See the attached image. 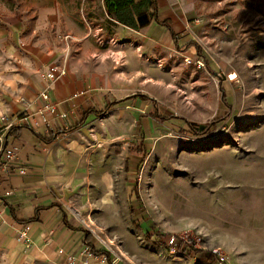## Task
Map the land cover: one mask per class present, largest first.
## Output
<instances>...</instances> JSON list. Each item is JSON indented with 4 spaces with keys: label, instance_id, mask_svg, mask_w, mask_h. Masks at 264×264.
I'll use <instances>...</instances> for the list:
<instances>
[{
    "label": "rangeland",
    "instance_id": "rangeland-1",
    "mask_svg": "<svg viewBox=\"0 0 264 264\" xmlns=\"http://www.w3.org/2000/svg\"><path fill=\"white\" fill-rule=\"evenodd\" d=\"M197 6L195 52L140 57L131 80L103 0H0V55L21 52V41L54 49L65 66L93 60L113 93L144 94L178 117L159 124L145 104L122 103L74 134L83 177L67 186L65 204L77 203L75 216L104 242V263L264 264V0ZM138 146L145 157L132 152ZM0 264L51 263L24 249L12 259L0 252Z\"/></svg>",
    "mask_w": 264,
    "mask_h": 264
},
{
    "label": "crops",
    "instance_id": "crops-1",
    "mask_svg": "<svg viewBox=\"0 0 264 264\" xmlns=\"http://www.w3.org/2000/svg\"><path fill=\"white\" fill-rule=\"evenodd\" d=\"M133 1L136 5L140 2ZM197 1L155 0L158 20L166 25L152 22L143 29L119 24L104 13L116 26L109 40L124 47L117 52L124 54L123 72H129L131 80L139 73L140 57L166 62L175 54L195 52L189 33L200 21ZM129 12L136 23L137 12L132 8ZM143 12L148 14L147 8ZM188 44L192 46L187 47ZM20 46L21 52L12 50L0 55V113L11 118L23 111L37 114L46 104L40 97L46 86L42 73L61 60L57 65L63 66L66 74L50 85L48 96L50 102L59 104L58 111L65 112L67 118L48 116L49 121L45 123L36 115L38 127L22 126L16 135H7L5 149L14 155L0 162V252L12 259L26 249L34 259L51 264H107L100 260L102 255L83 253L89 245L95 252L104 253L102 242L98 243L90 224L75 216V213L81 214L80 206L75 203L67 209L65 204L67 186H75V179L83 177L81 158L77 159L78 153H73L77 141L74 134L82 133L84 126L101 118L106 108L122 103L126 106L145 104L148 108L145 116L151 118L152 98L143 101L139 94L113 93L102 77V66L97 68L93 60L68 61L65 66L54 49L32 48L21 41ZM20 98L24 101L20 102ZM20 170L24 173H19ZM69 175L72 177L68 178ZM26 225L29 227L28 246L17 242L15 237L16 231ZM87 233L90 235L86 243ZM59 250L63 254H59ZM69 256L74 258L72 262L67 261Z\"/></svg>",
    "mask_w": 264,
    "mask_h": 264
},
{
    "label": "built area",
    "instance_id": "built-area-1",
    "mask_svg": "<svg viewBox=\"0 0 264 264\" xmlns=\"http://www.w3.org/2000/svg\"><path fill=\"white\" fill-rule=\"evenodd\" d=\"M184 64L187 67H193L196 69H201L202 68V63L200 61L196 60H191L189 58H184L183 60ZM66 74V70L63 66L61 65H51L48 66V68L42 73V78L46 82L45 88L40 92V97L46 101V104L42 107V109L37 112V114H28L26 111H23L22 114L15 118H11L8 115L4 113H0V162L3 160H9L13 157V153L5 149V141L6 137L8 135V132L10 129L13 127H22V126H30L31 128H36L39 126L38 120H36L35 116L39 115L41 119L45 122L48 123V116H52V118H58L60 120H65L67 118V115L65 112H59L58 107L59 104L56 102H50L49 101V96H48V89L52 83L60 79L62 76ZM24 99L20 98V102H23ZM19 173L23 174L24 171L20 170ZM1 206L2 202L0 201V213H1ZM87 229L92 231L89 226H86ZM29 230V227L23 226L20 230L16 231V241L20 243H24L26 246L29 245L30 240L27 238V232ZM181 242H184L187 248H193L191 245V241L187 238V236H183L179 239ZM104 243V242H102ZM196 243V242H195ZM189 244V245H188ZM89 248L86 247L83 250V253L85 255H89ZM59 254H63L62 250H59ZM214 258H220V254L217 252V250L212 251ZM68 262H72L74 258L72 257H66ZM218 264H221L218 262Z\"/></svg>",
    "mask_w": 264,
    "mask_h": 264
},
{
    "label": "trees",
    "instance_id": "trees-1",
    "mask_svg": "<svg viewBox=\"0 0 264 264\" xmlns=\"http://www.w3.org/2000/svg\"><path fill=\"white\" fill-rule=\"evenodd\" d=\"M104 2V7H105V11L107 13V15L115 20L116 22H118L119 24L125 25V26H129V27H133V28H139V29H143L145 27H147L150 23L155 22L159 25H166L165 22H161L158 20V17L156 15V2L155 0H140V2L136 5L134 3L133 0H103ZM147 8L148 14L146 12H143V9ZM130 8H132L133 10H135L137 12V16H136V23L133 19L130 18L129 14V10ZM192 46V44H188L187 47ZM199 51V49H198ZM201 56V54H199ZM221 93H223V90H220ZM138 97H140L141 100L143 101H147L148 100V96L146 95H137ZM221 103L222 106L225 107L226 109H229L230 106L227 103L226 100V96L225 94L222 95L221 97ZM150 104L152 107V111L150 112V117L154 120H156L159 124L160 123H165L166 121L169 120H173V119H178L177 116L173 115V114H168V115H164L160 113V111H162V107L161 105L157 104L153 99L150 100ZM223 118H216V120L211 121L209 124L207 125H202L198 128V130L194 133L197 135H203L206 133V131H208V129L213 126L214 124H216L218 121L222 120ZM79 126L76 125V127H74L73 129L77 128ZM22 127H13L12 129H10V131L8 132V134L10 133H14V135L17 134V132L20 131ZM133 153L140 155L142 157H145L147 152L141 148V147H135L132 150ZM136 180V179H135ZM132 191L134 192V195L137 196V189H136V184L133 186ZM138 198V197H136ZM90 234H86V243L88 240V236ZM145 238L150 240V236L148 234H145ZM89 249L90 252L95 254V255H104V253L102 252H95L93 250V247L91 245H89ZM191 251V250H190Z\"/></svg>",
    "mask_w": 264,
    "mask_h": 264
}]
</instances>
